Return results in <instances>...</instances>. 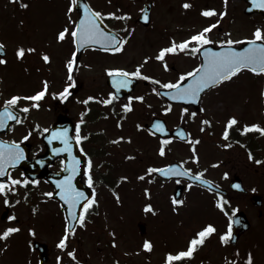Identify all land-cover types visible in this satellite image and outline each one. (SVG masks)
<instances>
[{
    "label": "snow or ice",
    "instance_id": "6c2138e0",
    "mask_svg": "<svg viewBox=\"0 0 264 264\" xmlns=\"http://www.w3.org/2000/svg\"><path fill=\"white\" fill-rule=\"evenodd\" d=\"M225 10L220 12L221 17L227 15V4L228 0H224ZM252 8L264 10V0H250ZM20 7L28 8L29 4L21 3ZM192 7V4L189 0H185L183 4L184 9H189ZM81 13L77 20L72 19L73 12ZM143 13L142 19L144 21H149L150 16L144 9H141ZM217 14V10L214 8H205L201 10V15L205 17H210ZM67 17L69 24L65 25L56 33V40L58 42L65 41L66 37H71L72 43L75 46V51L72 53V58L66 62V67L68 70V79L72 80V72L74 63L77 59V52L80 49L90 47L98 49L100 51L109 52V53H118L125 50V45L128 43L132 33L135 31L134 28H130L128 25H125L124 35H121L119 31L115 29L111 31L106 30L105 20L106 18H113L116 20H128L131 19V13L123 12L118 15L116 12H102L93 8L90 4L85 3L83 7L80 6V0H70L67 6ZM220 21L217 20L214 24H209L203 27L198 32H195L188 36L187 38L177 41L175 38L171 39V42L164 47L159 48L155 56L145 55L143 61L134 66L133 70L122 67H110L105 69L107 76L110 78L113 91H110L106 97H94L88 96L83 103L88 104L89 101L98 100L99 103L103 105H113L115 101L120 100L121 89L133 88L134 82L136 80H144L150 82L152 85H155L151 88V92L156 96L168 98L165 103L166 107H163L162 112L167 115L173 110V104L169 101L174 102H183L184 104L195 103L197 105L202 104L203 94H206V90H211L212 88L219 87L225 82L231 81L239 73L244 70H249L256 75H264V26L256 27L251 36H245L242 40H234L231 37V33L226 34L225 39L213 41L208 33L211 32L213 28L219 24ZM194 42V43H193ZM216 44L219 45L218 48L212 47L209 45ZM241 45L236 47L235 45ZM247 45V46H243ZM5 44L3 41H0V64H6L7 59L4 55ZM185 53L187 55L195 56L200 54L202 59L201 62L193 67L190 71L180 72L174 80H161L155 76L146 74L142 69L145 64L150 60L155 59L162 63V67L165 71L170 69V65L166 57L169 55H175L179 53ZM28 53H37L35 47H24L23 45L18 46L15 49V57L17 60L23 61L27 59ZM39 57L45 63H50L51 56L46 51H41L38 53ZM44 88L35 92L31 96H21L19 94L12 95L9 99L3 102V105L0 106V129L8 127L7 122L9 120H15L16 123H23L20 113H28L30 107H40L38 103H34L31 106L29 105H19V101L31 100L38 101L44 97L45 93L48 90V81L45 80ZM71 84L66 86L63 91L52 93V95L59 97L61 100H66L67 95H70L69 88ZM67 94V95H66ZM134 101L140 103L145 102L144 95H128L127 102L120 105V111L125 114V116L132 112L135 108ZM15 106V107H14ZM151 107V105H149ZM112 111L115 112V107ZM199 112H205L206 109L201 107L198 110ZM83 116V113L81 114ZM155 116V113H153ZM197 111H189L188 107L181 108L180 119L183 122L186 118L195 120L197 118ZM125 116H121L120 119L123 120ZM26 119V117L24 118ZM84 123L83 120L80 121V124ZM80 124L76 125L75 131L77 133L75 139L77 143L82 140H87L88 137L80 134ZM212 121L204 118L201 120V131H204L203 126H211ZM238 124V118L236 116H230L227 118L225 123V128L222 133V136L225 140L229 138V131L233 128L234 125ZM37 129L40 128V125L35 126ZM118 127H122V124L118 123ZM137 129H144L145 125L137 123ZM258 131L261 134H264V126H261L259 123L253 124H244L240 129L242 134H245L249 131ZM48 128H44L43 132L47 133ZM147 131L152 136H157V134H162L160 138V145L158 152L161 156L166 154L165 145H168L172 139H180L190 144L192 155L188 160L192 161L194 164H199L200 157L197 153L196 145L200 143L199 137H193L191 132L186 131L183 127L177 126L175 137H166V134L169 132V128L166 126V122L160 118L154 119ZM31 130L28 134L23 137V140H28L31 135ZM49 143L53 140H61L64 144L63 148L54 149L56 152L67 151L71 153V145L69 140L71 139L68 135L67 129H59L53 131L50 136L47 137ZM127 139L128 143L132 142V138L129 136L127 138L123 136L117 137L115 140L110 141L114 144H119L121 141ZM221 147L229 148L231 144H222ZM85 157H87V184L91 187V195L82 191L76 187L74 183V178L78 174L80 160L73 155L72 161L67 165V168L70 171L69 175L64 176L62 179L56 181V188L58 192H45L42 195L47 199L53 198L56 195H59L60 200L63 201L61 207L66 206V215L64 216L65 228L64 233L57 243V247L61 250L68 248V241L70 236H74L76 233V225L80 227H87V219L92 211H95V207H98L99 201L97 199L96 193V183L94 181V163L91 156L84 150ZM134 156H126L125 159H134ZM249 158H252V153L249 151ZM25 159L24 149L21 147L20 142L11 141L5 142L0 140V176L7 175V179L0 181V195L4 196V204L9 205L11 201L8 199L10 193H16L18 191L17 186H22L27 188L31 183L32 185L39 184L38 180H29L28 178H18L13 177L10 168H14L21 160ZM188 160H182L176 164H167L162 167L148 166L147 171L139 175L137 179L144 180L146 177L149 178V183H151L155 177L153 173L160 174L165 178L173 179L177 178V183L180 182L179 178H187L190 183L187 187L190 189L194 184L199 183L204 186L208 192L213 193L215 196V206L222 212L225 216L228 217L227 231L223 233H218L217 227L212 223H207L201 226L199 229L194 231V234L187 242V247L175 252H167L164 259V264H184L187 259H191L198 248L203 246L209 237L214 233H217L219 240L222 245H228L232 240L235 239L233 234V220L236 216V213L239 211V208H230L231 201L228 200L222 191L218 190L220 186L214 181L205 177L204 173L207 172V169H201L199 171H193L192 167H185L188 163ZM219 161L214 163L212 167H218ZM256 163H261L260 160H257ZM226 179L229 176L228 172L223 174ZM121 182L129 180L127 176H121L119 178ZM234 188L240 189L242 185L240 183H235ZM255 191V189H253ZM145 194L151 197L150 189H144ZM113 194L118 203H122L120 195L118 192L113 190ZM27 200V196H25ZM173 210L178 212L179 206L184 205L185 201L183 199L177 198L176 195H173L171 198ZM19 203V201H15ZM143 210L146 213L156 214L157 209L152 203H146L143 206ZM37 207H33V213H36ZM9 221L16 219L15 215H9L7 217ZM235 223H240L239 220H235ZM20 227L9 226L6 227L3 231H0V241H6L14 233L20 232ZM31 235L35 236V229H29ZM115 237L116 233H112ZM112 246H116V241L113 239ZM8 247L7 244H4L3 247H0V252L4 251ZM143 249L146 251H152L153 242L151 240H145L143 243ZM67 255L74 261L77 260L76 249H72L67 252ZM239 256V250H236L234 257ZM62 257H57V262L60 264ZM119 264V261L116 262ZM227 264H239L238 260L235 258L228 259ZM244 264H254V255L252 252H248L244 258Z\"/></svg>",
    "mask_w": 264,
    "mask_h": 264
},
{
    "label": "flooded vegetation",
    "instance_id": "af4514ba",
    "mask_svg": "<svg viewBox=\"0 0 264 264\" xmlns=\"http://www.w3.org/2000/svg\"><path fill=\"white\" fill-rule=\"evenodd\" d=\"M209 1L210 0H189V2L192 4V7L189 9H184L183 4L185 0H85L87 4H90L93 8L100 10L102 12H116L118 15L122 14L123 12L131 13V19L128 20H116L111 17L106 18L105 25L107 31H111L115 29L116 31H119L121 35H124L125 33L123 30L125 28V25H128L130 28H134L135 31L132 33V36L130 37L128 43L125 45V50L122 52L109 53L104 51H96L91 48L84 49L77 56V59L74 63L73 72L71 74L72 80L68 79L66 83L65 82L61 83L62 86L60 88L58 87L59 85L58 84L54 89L55 91L57 90V92H60L65 88V86L71 84V87L69 88L70 95L66 94L67 99L61 100L58 97L57 100L55 101L54 112H52V117L53 120L55 121L57 115L60 113H64L65 115L68 116L69 120L72 123L71 134L73 136L74 141L77 144L78 150L83 155L84 152L80 150L81 148H84V150L91 156L92 160L94 158H98V159L102 158L101 160L103 162H107L108 156L110 154V152L108 153V150L110 148L113 149L120 147L124 144H129L127 142V139L121 141L119 144H114L110 142L115 140L117 137H119L120 134H123L126 128L128 132V137L130 136L132 138V143L134 146L135 144L137 145L145 144V143L139 144L137 138L139 134L141 135L145 134L143 135V137L146 139H151L154 142V144L157 146L156 153L158 152V148L160 145V138L158 136L150 135L146 129V126L144 129H137L136 126L125 127L123 125V123H125L124 122L125 118L121 120L120 117L125 116V114L120 111V105L127 102L128 95L145 96L144 103H140L138 101L133 102L135 105L133 113H136L138 116V113L140 111V116L138 117L139 123L146 125V123L152 117H154L153 113H155V116L162 117L164 119L169 129H172L177 125L185 126L184 124H186L188 118H186L183 122L180 119L181 108L183 106L173 104V110L167 115H165L161 109L167 106L165 103L166 100L163 97L156 96L154 93L151 92V88L154 87L155 85H152L150 82L144 81L142 79L136 80L131 92L127 95L122 96L119 101H115L113 105H103L99 103L98 100L89 101L88 104L83 103V101L86 100L88 96L100 97L102 99L106 97L110 91H113L108 85L109 77L107 76L105 69L110 67H122V68H127L129 70H133L134 66L138 63H141L144 57V56L136 57L134 55L153 54L152 56L154 57L155 54L158 52L159 48L167 46L171 42L172 38L176 39L177 37L180 36L181 33L184 32V30L180 27L183 22H187L188 19H190L189 21L190 25L191 24L195 25L197 22H199V17L202 16L201 10L203 8V5L205 3H208ZM212 1L216 5L218 1H224V0H212ZM238 1L239 3L242 2V0H238ZM43 2L51 8L52 16L54 17V20L60 23V26L63 27L69 24L67 17V6L70 0H43ZM146 6H147L146 12L150 16V20L147 22L141 18L143 15L141 9H144ZM244 6L245 4L243 3L242 7ZM253 15L262 18L261 17L262 15L260 16L257 13L249 16H253ZM78 16L79 14L77 12L74 11L72 13L73 20H77ZM232 20L234 21V19ZM23 27L24 26H21L19 33L24 37V35L26 34V30ZM59 30L60 29H55L53 34L56 35V33ZM220 30L221 27H218L216 30L217 32L214 33L216 35H219L218 33L220 32ZM192 31L198 32L197 28L191 29L190 32ZM190 35L191 34H189V36ZM187 37L188 36H186L185 38ZM67 38H71V37L69 36ZM180 40L181 39H178L177 41L179 42ZM217 40L220 39H216L215 41ZM212 46L219 47V45L216 44H212ZM5 49H6L5 50L6 53L4 56L7 59V63L0 64V70L9 69L10 68L9 66L12 65L13 63L16 66H20V63L26 64L27 59L23 60L22 62L16 59L14 54L15 51H12L11 47L6 46ZM73 52H74V47L70 46L67 49V51L66 49H64L63 52L59 54L55 59L51 58L50 63L43 62L40 57H38V60L43 68L56 69L59 72V70H61L66 65V62L72 58ZM108 55H111L110 59H108ZM183 55L185 56V53L182 52L179 54L169 55L168 57H166L167 61L171 62L170 64L168 63L170 65L169 71L172 70L174 71V73H177L174 79L177 78L178 72L180 71L181 59L183 58ZM133 59L134 60L138 59L139 62H136ZM153 60L156 63H159L160 69L164 71V68L162 67V63L155 59ZM148 64L149 62L145 64L144 68L142 69V71H144L146 74L155 75L156 78L164 81L174 80V79H170L168 77V74H162V76L160 75L161 77H157L156 70H153L152 67ZM0 85L1 88L4 86L3 83L2 84L0 83ZM7 88L9 93H11V91L14 90V91H18L20 94H23L24 96L27 95V91H28L25 82L17 78L15 79L14 84L12 82H9L7 84ZM218 88L219 87L212 88L211 90H208L206 94H203V100H202V104H200V108L201 107L205 108L206 109L205 112H207L209 108L213 107L215 101L214 97H218V95L215 96V94L212 95V93L214 92L215 89ZM249 102L250 99H246L247 106L249 105ZM1 105H3V103L0 104V106ZM23 105H27V104L23 103ZM149 105H151V107H149ZM113 107H115V112L112 111ZM185 107H188L190 112L195 111L192 109L191 106H185ZM148 110H153V111L151 112V114H149ZM205 112L201 113L197 111L198 116H200L201 118L203 117L204 115L203 113ZM82 113L83 116L81 115ZM27 114L28 113L18 112V115H20L21 119L23 120L22 124L25 125L26 135L28 134V130H31L32 134L29 136L28 140H23L19 142L29 143L30 150H36V152H34L32 155H39L44 153L46 149V142L44 140V136L46 133L43 132V129L44 128L49 129L51 123L45 121L46 124L44 125L43 122L40 123L38 121L33 120L34 116L30 117L31 119L29 120ZM25 117L26 119H24ZM53 120L51 122H53ZM81 120H83L84 123L80 124ZM249 122L250 120L248 122L246 120L245 124ZM118 123L122 124V127H118ZM37 124L40 125L39 129L35 127ZM77 124H80V129H81L80 134L88 137L87 140H82L79 143H77L75 139L77 135L75 131ZM14 125L10 126L9 130L6 133L0 134V137L4 140L11 141V139L7 137V135L9 134L11 128ZM201 127L202 125L199 126V129L197 131H194L193 129L185 126L186 131L191 132L194 138L195 137L200 138V143L196 145L197 153L199 157L204 159L205 161H210L211 164H214L217 161H219L220 165L222 166L227 165L228 169L227 171L226 170L225 171L229 173V176L225 179L223 176L225 172L221 173L215 171V173H217L218 175L215 174L213 175L214 172L208 174L209 170H213V168H209L207 169V172L204 173L205 177L207 178L209 176L210 180L214 181L216 184L220 186V188L223 190L222 193L224 194V196L231 201V204L229 206L230 208H232L236 203H241L242 205L241 207H239L240 210L244 209L245 207H248L250 208V212H249V214L251 213L250 217H252V210H253L254 213H256L255 214L256 217L262 218L264 216V193L262 192V190L252 192L251 186H249L248 181L250 180L252 174L258 176L260 179L263 178L264 136L257 131H252V132L249 131L245 134H242L240 129H236V130H230L229 138L225 140L222 136L225 126L221 127L220 125L213 124L212 122L210 127L206 125L203 126L204 131H201ZM242 127L243 126H241V128ZM222 144H231V147L224 148L221 147ZM165 148H166V154L163 156V160H165L164 165L170 164L172 162L179 163L180 161L185 160L186 158H189L192 155L190 144L185 141H181L177 138L172 139L168 145H165ZM249 151H251L252 153L251 159L249 158ZM257 160H260L261 163L259 164L256 163ZM86 161H87V157H85L84 155V170L81 176V182L84 184V186H87V188H91L87 184ZM118 163L121 164L122 162L120 161ZM109 164L111 166H114L116 162L112 159L111 162H109ZM252 166L255 167L253 170H252ZM62 168H63V161L61 158L55 159L48 166V170L53 172H59ZM93 173H94V181L101 182V184L103 183L102 185L104 186L103 189L105 191H108L109 186H107L104 182L116 181L118 178H120L119 175H117L116 170H115V175H113V173H108V175H102V173L100 172L99 175V173L96 172L95 169L93 168ZM22 177L25 178L24 176ZM157 179L160 180L161 183H163L165 187L163 189V192L165 193V195L167 196L169 195V197L172 188L175 187L177 184L183 183L182 181L177 183L176 182L177 180L163 181L159 178ZM234 179H239L241 181L242 186L244 187L243 191L236 192L230 188V182ZM36 180L39 181V184L32 185L30 183L27 186V188L24 187L21 188L23 190V194L27 196L29 201L35 200V198L32 197H37V195H39V197H42L43 200V203H40L38 206L25 205L23 207L25 209L24 213H27L28 215L31 213L33 215L34 206L37 207L38 212L42 210V211H46V213L47 210L54 207L50 205L51 199L49 198V200L46 201L45 200L46 198L42 195V193L52 191L53 188L42 178H38ZM187 185L188 183H186V188H188ZM84 186H81L82 190L85 189ZM203 190L208 192L206 188H203ZM253 195L260 196L259 201L261 206L256 207L251 205L250 199ZM45 202H47V204ZM53 202L56 204L55 207H59L56 201ZM249 204L251 205L252 208L249 206ZM15 224L19 225L21 224V222L16 220ZM49 224L50 223L48 222V227ZM20 229H22L26 234H28L29 229H35V228L27 224L26 228L20 227ZM50 229L52 230L55 229L53 223H51ZM78 233L79 232H77V234ZM39 235L42 236L41 233H39ZM33 237L34 236L31 235L30 238ZM72 240L80 243V240L77 239L76 236H73V239L72 238L69 239V241ZM1 247H2V243H1ZM32 253L34 252L32 251ZM52 256L53 255L49 254L48 252V257L44 264L46 263L58 264V262L55 263L56 261L53 258L54 256L53 257ZM66 261L68 260L65 258V262Z\"/></svg>",
    "mask_w": 264,
    "mask_h": 264
},
{
    "label": "rangeland",
    "instance_id": "374dc122",
    "mask_svg": "<svg viewBox=\"0 0 264 264\" xmlns=\"http://www.w3.org/2000/svg\"><path fill=\"white\" fill-rule=\"evenodd\" d=\"M27 4H29V7L26 8V14L25 12H23L24 10L18 9L19 12L22 11V15H19L15 20H13L15 17H12L10 19L12 21H10L9 24L10 29L9 28L7 29H9V31H15L17 29H20V24H19L20 21L29 19L31 25H24L23 28L25 30H28L29 33L37 29L42 30V33L41 31H39V33H36L35 35V37L41 36L38 39L39 49L48 52L51 58L55 59L59 54L63 52V50L67 45L66 41L61 42L59 46H56V44L53 43L51 37L55 30L54 28L58 27L56 20H54V18L50 16L49 11L46 14V12L42 7L43 4H39L38 2H34V1H29ZM221 4L222 1H218L216 5L221 6ZM207 5L210 7L215 6V4L211 2H208ZM240 7L241 5H238V3L236 4V2H232V1L228 2L227 15L223 17H219V19L213 18L216 21L219 20L220 21L219 26L222 27L218 34L222 36H226L227 33H231V37L234 40H241L245 36H251L253 30L256 27L264 26V21H262V19L261 20L257 19V21L248 22L246 20L247 18L244 16ZM217 9L218 10L222 9V6ZM10 10L11 8L8 5H6L5 0H0V15L5 14L3 18L6 20V22H8V19L10 18V14H7V12H9ZM26 15L28 17H26ZM232 15L234 16L233 17L234 21L231 20ZM46 16L47 19L45 22L44 19L46 18ZM188 21H190V19H188ZM204 22L205 21L203 22L199 21L196 24L201 25V23ZM2 24H3V19L1 18L0 25ZM192 25L193 24H191V26ZM5 26L3 27V29L5 28ZM185 27L188 26L185 24ZM193 28H195V26H193ZM60 29H62V26H60ZM216 32L217 31L215 30V33ZM191 33H193V31L190 33L183 32L180 34L179 37L176 38V40L184 39L186 36H188ZM43 35L45 36V38H43ZM30 36L31 35H29L28 38H30ZM211 36L215 39H218L220 37L219 35H216L214 33ZM35 37H31L29 39L31 46H35L36 44ZM11 42L19 43L20 40L15 37L13 40H11ZM188 57H189L188 61L187 59L184 58L181 59L179 57L181 59L183 67L187 66L183 70H190L192 68L191 65L197 62L195 56L188 55ZM134 61H136V59ZM150 61L151 63L149 65L152 67L153 70L159 68L158 64L155 63L153 59ZM168 63L170 64L171 62L168 61ZM29 64L36 69V65H35L36 60L34 56H31V59L29 60ZM9 67H10L9 72L6 74L7 75L6 78L8 80L15 79L16 76L17 79L23 80L27 86H31L36 82L35 79L36 75L34 73L35 71H32L31 69H27L24 66H22V70L21 69L19 70L13 64L10 65ZM183 70L181 69L180 71ZM166 72L167 73L165 74H168V77L170 79L175 78L176 73H174V71L168 70ZM151 76H155V75H151ZM258 76L259 75L253 73L250 74L243 71L239 73L236 77L233 78V81L230 84L231 91L234 92L233 98L230 99L234 102L228 106H226V104L224 103L223 104L219 102L215 103L212 109L207 110L206 117L210 118L213 124H218L222 127L223 122L226 120L227 116H223L218 113L228 110L234 115L235 113L242 111V109H244L242 108L243 105H241L242 106L241 109L238 105L243 104L242 102L245 99V95L248 96L249 92L251 97L250 109H253L254 107L259 108L260 98H259V92L256 90V87L259 88L260 84L263 85L264 76H259V82L256 84L254 78H257ZM158 77H161L160 73L158 74ZM250 80L251 82L253 81L252 83L253 85H255V89H253L252 86L250 85H246L250 83ZM61 86L62 84L58 85L59 88ZM2 93L3 90L0 92V103L8 96L7 94L2 95ZM32 93L30 94L29 92V95L31 96ZM222 94L223 93L220 92V95ZM20 95L23 96V94ZM29 102L33 104V101L29 100ZM23 103H24L23 99L19 101V105H22ZM46 104H48V101H46ZM244 107L247 108L246 105H244ZM46 109L45 107H43V109H40L41 111L31 113L35 111V108H30V111L27 114L29 120L31 119L30 117L34 116V119L36 121L40 123L43 122L44 125L46 124V122H50L52 120V115H49L48 118V115L46 114L48 113V111ZM152 111L153 110H148V113L151 114ZM138 115H140V111ZM133 119L134 122L137 121L138 116L136 113H133L132 111L125 117L124 122L126 123L124 124H126V127H128L127 124L131 123ZM198 122L199 120L196 118L191 125L194 126V128H196ZM25 132L26 129L24 124L17 125L14 126L13 129L11 130L10 136L12 138L18 139L21 136H23ZM120 136L123 137L128 136L127 128L126 130H124L123 134H120ZM138 142L139 144L141 143H145V144H141V145L136 144L134 146L133 143L131 142L130 145L124 144L117 148H113V149L110 148L108 150V153L110 152L107 161L108 163L103 162L101 160L102 158L93 159L94 169L96 172L98 173L100 172L102 173V175H108V173H113V175H115V170H116L117 175H119V177L121 176L129 177V180L127 181H123V182H121L120 180L118 181L119 185L121 184L118 191H120V193L121 192L125 193L124 198L127 202H122L121 205L116 204L115 207H118L119 211H115L118 212V214H115L114 217L104 214L102 212H99L98 214L97 213L90 214V220L87 227L83 230L77 231L79 233L78 234L76 233V236H79L80 244L78 243V245H76L73 241L71 245H68L66 251L76 249L77 260L81 264L82 262L85 264H116L117 261H119V263L122 262L124 264H134V261L135 259H137V257L138 258H141L142 256L144 258L147 257L142 251V246L140 245L142 239H145L144 238L145 236H148L149 240L153 242V249L151 253L153 255L156 254L155 256L157 258L154 261L156 263L158 262V260H162L164 251L170 250L171 252H175L187 247L186 243L194 234V231L199 229L201 226H203L206 223V221L202 219L204 214H208L209 220L212 223L214 221L217 225H220V229L218 230V233L222 232L226 228V224H225V222L227 221L226 216L220 212H217L215 207L214 209L210 207V204L215 200V197L212 194L204 191L203 189L193 188L187 193L188 197L194 196L197 199L196 203L192 202L191 204L192 205L197 204L198 206V209L196 211L197 218L202 220H198V219L196 220V218L188 219V212L186 211V209L195 210L196 209L195 207H185L186 208L184 209L185 211L183 210L182 211L186 212V214H183V216L181 212L179 214L173 213L172 211L174 210L171 208L174 207L173 205H169L170 207L165 206L163 185L160 186L158 184L155 185L154 183H149L148 177L145 178L144 180L137 179L139 175L147 171L148 166L151 165L158 166L165 162L163 158L158 156V152L156 153L157 146L154 144V142L151 139H145L142 138L141 135H138ZM125 155L134 156L135 158L127 159L125 161L124 159ZM112 159L116 162L114 166H111L109 164V162H111ZM120 161L122 162L121 164L118 163ZM206 162L207 161H201L199 164H196V166L204 167L207 165ZM136 169L137 172L134 173V170ZM145 188L150 189L151 192L150 199L144 192ZM105 196H106V191L102 188L99 189V194L97 196L99 203L103 200ZM16 199L19 201V203H14L13 206L15 207L12 210V213L23 221V223L21 224V228H23V225L25 223L37 224V222H32V220L34 219L33 216L30 218V220L25 219L26 216L24 215V211H23V205H25V203L23 201L24 199L20 197V193L17 194ZM41 199L42 197H39V195L35 197L36 202H39ZM149 202L152 203L154 207L157 209V212L154 216L153 214L150 215V213H145V211L143 210V206ZM110 205H111V201L108 202L107 205L103 207V209L107 210V212L108 211L111 212L113 208ZM1 210L2 208H1V195H0V212ZM42 215H43L42 213L37 212V214L34 216L41 217ZM47 218L50 219L49 220L50 224L51 223L57 224L58 222V217L53 211ZM138 221H142L146 225V230L144 235H140L138 232V229L136 227ZM9 224L11 223L3 222L2 220H0V231H3L5 227L9 226ZM45 224L46 222H43L40 223L39 226H44ZM256 228L257 225L254 226V229ZM254 229L252 230V233L256 231ZM58 232H59L58 229H55L49 233H51L52 237L56 239L58 236ZM113 232L116 233L115 237H113L112 235ZM252 233H250L248 236L242 239L240 245H236L237 247L235 246L233 249H231V251L226 249L225 246H221V242L217 236V233H215L211 237H209L206 243L198 248L194 256L191 259L186 260L184 264H227V260L231 258L237 259L239 264H244L243 259L246 257V254L240 256V254L243 253L244 245H249L248 247L250 248H248V250L252 252L254 255V264H264V248L261 249V251L259 252L254 248V244L257 242V240L260 239L262 240L261 238L262 234L258 233L257 235H255L254 233L253 234ZM37 237L38 239L41 240L44 238H50L52 240L50 236L44 237L37 235ZM113 239H115L116 241L115 247L112 246ZM245 242L248 243L244 244ZM8 243H9V239L7 240L6 244ZM54 243L55 241L52 242L51 245H54ZM236 250H239L238 257H234V253ZM137 252H139L140 255H138ZM53 253L54 256L56 255V259L58 256L62 257L63 255V253H60V251L57 250L56 248H54ZM111 256H113V259L110 258ZM1 257H2V262H0L1 264H32V262L30 261L27 245L23 241H19L17 246H15V249L12 248L7 252L5 251V253H3ZM62 260L64 261L65 258L62 257ZM137 263L142 264V261L138 259Z\"/></svg>",
    "mask_w": 264,
    "mask_h": 264
},
{
    "label": "water",
    "instance_id": "95a60500",
    "mask_svg": "<svg viewBox=\"0 0 264 264\" xmlns=\"http://www.w3.org/2000/svg\"><path fill=\"white\" fill-rule=\"evenodd\" d=\"M243 46H247V45H243ZM197 105V104H196ZM150 127V126H149ZM24 156H25V159H23V160H21L20 161V163L19 164H17L14 168H16V167H21V168H23L24 169V172L28 175V176H30V177H37V176H39V174H42L47 180H49V181H53L49 176H50V174L49 173H38V172H36L37 170V167H35L36 165H34V163H33V161L32 160H29L28 158H27V151H26V149L24 150ZM69 163H71V162H67L66 163V170L65 171H67L68 172V168H67V165L69 164ZM11 169V168H10ZM9 169V170H10ZM6 177V175L5 176H0V179H4ZM246 222H243V224H241L240 226L241 227H239V229L237 228L236 229V236L240 233V232H242L243 230H245V228L247 227L246 225ZM141 228V231H143V227L141 226L140 227Z\"/></svg>",
    "mask_w": 264,
    "mask_h": 264
}]
</instances>
